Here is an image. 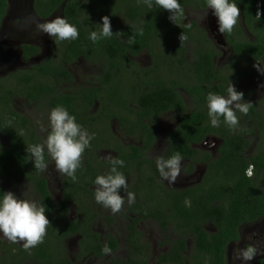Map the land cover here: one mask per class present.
<instances>
[{
	"label": "flooded vegetation",
	"instance_id": "flooded-vegetation-1",
	"mask_svg": "<svg viewBox=\"0 0 264 264\" xmlns=\"http://www.w3.org/2000/svg\"><path fill=\"white\" fill-rule=\"evenodd\" d=\"M6 1L5 15L0 20V33L10 19L15 3L17 8H14V12L18 10L19 13L22 7L24 9L22 17L17 16L19 34H24V24L32 16L43 23L55 19L58 12L43 17L35 11V0ZM68 1L70 0H65L61 7L64 8ZM79 1L84 7L81 12L82 21L86 17L102 26L101 18L104 16L99 14V9L107 0L95 4L98 6L93 4L94 0ZM263 1L258 0L256 11L258 8L263 10ZM178 2L184 9V15L179 17L175 24L168 19L169 12L157 7V10L163 13L162 16H158L157 31L151 32L153 40L137 54H133L125 40L128 27L136 26L135 22L119 2L121 8H118V15H106L111 20L113 33L124 34L120 38L113 35L119 45L112 49L116 54L114 57H111L108 51L86 53L84 48L69 49L68 45L72 40L61 41L47 34L44 35L45 49L42 47L41 50L29 41H24L19 46L17 65L25 68H20L23 70L22 73L14 74L13 82L9 83L7 80L4 86L6 91H3L0 100V116L4 120V127L0 130V135H3L0 152L9 148V130H13L26 142L21 151L25 153L28 163L25 165L27 167L21 168L19 179L1 177L0 184L4 190L5 182H25L30 186L34 200L43 203L37 178L45 181L48 193L55 204L52 209L47 208L45 213L50 221L45 237L51 239L48 242L49 249L46 251L49 253L55 251V264L59 263L57 259L59 248L56 246L66 248L65 253L71 264L103 260L94 258L93 254L80 256L82 234L87 231L98 235L100 242L104 244L108 237L114 238L118 244L115 253L121 247L126 253L124 259L114 257L118 262H129L132 254V258L140 263L159 264L161 256L165 255L170 247L165 244V240L175 237L168 231L169 226H163L152 218H145V215L160 211L153 199L156 201L162 199L166 203V208L165 191L184 190L200 183L207 164L218 161L223 156L221 150L225 142L231 145L234 140H239L240 143L232 145L233 150L241 152V155L249 160L264 146V73H261L264 72V48L261 47L263 52L257 51L258 56L254 57L244 50L236 53L232 47L233 39L241 43L257 41L256 35L245 25L242 5L237 4L241 11L237 22L240 27L230 32L232 39L227 32L221 34L218 27L212 24L213 20L217 19L207 7L206 0ZM230 2L235 3L234 0ZM26 7L32 11V16L26 15ZM61 13L59 17L65 18L63 11ZM146 19L153 20V17ZM205 19L213 27L206 26ZM117 20L122 22L120 29L117 28ZM187 28L190 30L189 33L185 30ZM181 33L187 37L186 40L180 41ZM261 34L264 43V33ZM25 45L37 47L39 52L25 53L23 49ZM125 49L128 51H124ZM254 65H257L261 72ZM110 69H113V78L104 80L107 70ZM230 81L237 91L244 93V100L252 103V112L249 110L248 114L244 115L237 111L239 125L235 129L225 125V138L213 133L202 140L197 141L196 138L193 140V135L188 130L180 129L184 119L188 120L195 114L204 113L210 122L207 94L224 89L225 93L220 95L226 96ZM12 87L14 89L11 90ZM163 87L171 88L177 95L180 101L178 107L170 106L166 111L147 116L145 107L138 103L139 97L153 90H161ZM13 91L22 94L20 98L31 106L20 108V111L24 109L20 115L16 113L18 111L10 109V95ZM56 106H64L76 117L78 124L90 134H94L90 146L83 153L82 166L76 172L78 178L76 182L56 171L55 163L46 151L48 169L46 172H39L34 168L26 151L28 146L40 143L36 137V129H41V126L48 128L50 110ZM28 113L37 117V123L39 122L37 126L32 123L34 120L29 118ZM42 132L47 135V131ZM28 133L30 136L27 141ZM185 148L190 151L187 157L184 153ZM177 151L183 157L180 174L185 179L170 183L160 176L155 159L157 156L168 158ZM108 155L124 161V166L118 170L124 174L128 185L126 190L120 191L125 203L123 210L116 214L95 201L96 177L110 173L111 165L104 159ZM90 182L93 183L90 185ZM87 188L91 192H88ZM127 192L135 194V202L131 205L127 201ZM90 219L92 223H88ZM115 224L120 226L121 232L123 231L122 242L113 233L112 227ZM71 225L76 226L77 233L62 235L71 231L69 229ZM103 227L107 230L102 229ZM260 231L261 229L257 232L259 236L264 235V226ZM86 241H93L92 234ZM262 242L264 244V240ZM72 243L75 245L73 251L70 245ZM233 244L236 243L231 245ZM18 247L24 248L23 242L18 243ZM262 251L264 252V249ZM109 256L112 255L106 257ZM61 261L67 262L65 257H61ZM260 261L264 262V254L259 255L254 263L260 264Z\"/></svg>",
	"mask_w": 264,
	"mask_h": 264
},
{
	"label": "trees",
	"instance_id": "trees-1",
	"mask_svg": "<svg viewBox=\"0 0 264 264\" xmlns=\"http://www.w3.org/2000/svg\"><path fill=\"white\" fill-rule=\"evenodd\" d=\"M64 1L35 0L34 8L36 13L43 17L58 10L63 11L67 21H71L70 24L74 25L79 32L78 38L69 43V49L84 48L86 53H105L108 51L111 53L110 56L114 57L116 54L112 49L119 47L117 40L113 38L114 36L93 43L89 39L90 33L92 31L99 32L100 25L86 17L82 21L81 12L84 7L81 1L70 0L62 8ZM186 1L190 2L191 0ZM234 1L236 4L242 5L245 25L251 33L256 35L257 41L237 42L233 39L232 33L227 32L228 36L233 39L232 47L236 53L244 50L257 57V51L261 52V47L264 48L263 35L261 34L264 33V16L259 20H256L255 17L258 0ZM118 2L121 7L127 9L128 15L135 22L136 26L128 27L125 40L126 42L129 38L134 40L133 43L127 42L130 45L128 48L132 50L133 54H137L153 40L150 34L153 30L157 31L156 22L158 16H162L163 13L157 10L158 6L149 9L143 3L138 4L137 0H107L99 9V14L102 16L118 15V8H121ZM153 5H155L154 0ZM6 8L7 1L0 0V20L5 15ZM150 16L153 17V20L146 19ZM185 30L190 32L189 28ZM239 32L241 33L242 30ZM120 46L123 47L122 43ZM23 49L25 53L37 54L39 52L37 47L30 45H25ZM99 49L105 51H98ZM124 51L128 50L125 49ZM123 54L126 57V54ZM112 78L113 69L107 70L104 80ZM216 93L220 95L225 92L224 89H221L216 90ZM138 103L145 107L146 115L149 116L163 110L166 111L170 106L178 107L180 101L171 88L163 87L161 90H153L149 94H143L139 97ZM64 104L67 106L66 103ZM250 112H252L251 108ZM1 118L0 116V130L4 127V120ZM23 125L26 124L23 123ZM225 125L223 117H221L220 125L213 127L207 116L204 113H199L188 120L184 119L180 129L188 130L193 135V140L196 138L198 141V139L202 140L208 134L213 133L220 134L225 138ZM9 139V148L0 152V178L19 179L21 168L27 167L25 165L28 163L25 153L21 151L26 142L21 140L20 136L13 130H9ZM238 141L234 140L231 145L229 142L224 143L221 150L223 156L218 161L207 164L206 172L200 183L184 190L165 191L167 193L166 208V203L162 199L160 201L153 199L160 211L152 215H145V218H152L163 226H169L168 231L175 237L165 240V244L170 247L167 253L161 256L159 264H227V249L232 243L241 240L240 228L264 219V146L259 148L249 160L241 155V152L233 150L232 145L235 146V144L240 143ZM184 153L185 157L189 156V149L185 148ZM250 164L255 166L252 177L246 175ZM38 178V189L43 198V203L46 208L52 209L55 204L48 193L45 181ZM92 183L90 182V185ZM87 191L91 192L88 188ZM3 193L4 190L0 184V199H2ZM88 223H92V219ZM69 229L71 231L62 235L68 236L77 233L75 225H71ZM91 234L93 241L87 242L86 240ZM82 236L83 240L79 247L80 256L93 254L94 258H104L115 252L118 246L114 238L108 237L106 244L111 249V253L105 254L102 251L105 244L100 242L98 235L87 231ZM49 241L51 239L45 237L44 242L39 244L37 248L29 250L13 246L8 247L9 249L0 248L4 251L0 255V264H21L22 262L24 264H55V251L51 253L46 251L49 249ZM56 248H59L57 251L58 262L71 264L67 258V253H65L66 248L57 246ZM61 257H65L68 261H61ZM132 257L131 254L129 262H118L112 258L110 264H147L145 262L140 263ZM260 264H264V262L260 261Z\"/></svg>",
	"mask_w": 264,
	"mask_h": 264
},
{
	"label": "clouds",
	"instance_id": "clouds-1",
	"mask_svg": "<svg viewBox=\"0 0 264 264\" xmlns=\"http://www.w3.org/2000/svg\"><path fill=\"white\" fill-rule=\"evenodd\" d=\"M207 7L212 11L218 22V31L223 34L232 32L238 22L241 11L236 3L230 0H206ZM149 9L153 7V0H137ZM155 5L170 13L168 19L175 24L176 20L184 15V9L178 0H154ZM264 16V10L258 8L255 14L256 19ZM102 26L100 31H92L89 39L96 43L103 38H110L113 35L122 37L121 32L112 31L111 20L108 16L101 18ZM37 29L50 37L58 40H75L79 36L78 29L70 24L66 18L57 16L55 19L37 23ZM142 34V31H141ZM180 41L187 37L181 33ZM128 43L134 40L129 38ZM261 72L257 65H254ZM264 73V72H261ZM244 93L237 91L230 81L227 87V95H219L213 92L207 94L208 116L211 125L218 127L220 118L230 128L235 129L239 125L237 111L247 115L253 106L251 102L244 100ZM48 128L41 126L42 131L47 135L42 143L33 144L27 147L28 158L33 162L34 168L39 172H46L48 164L45 160V151L55 163V169L62 175H66L73 182L77 181L76 172L82 166V157L85 150L90 146L94 134H90L76 122V117L71 115L64 106H56L50 110L48 116ZM39 123V122H38ZM110 163V173L99 175L94 183L95 201L103 207L116 214L122 210L125 203L124 197L120 195L121 189H127V179L118 168L124 166V161L108 155L104 158ZM183 157L179 151L172 156L165 158L157 156L155 164L162 179L174 183L181 172ZM254 165L250 164L246 175L252 177ZM129 205L135 202V194L127 192ZM47 211L43 203L35 200L18 198L13 192L8 191L2 194L0 199V233L12 243L23 242L25 250H29L43 243L50 221L45 215ZM102 251L110 254L111 249L107 244ZM256 249L248 246L241 250V259L250 261L254 258Z\"/></svg>",
	"mask_w": 264,
	"mask_h": 264
},
{
	"label": "rangeland",
	"instance_id": "rangeland-1",
	"mask_svg": "<svg viewBox=\"0 0 264 264\" xmlns=\"http://www.w3.org/2000/svg\"><path fill=\"white\" fill-rule=\"evenodd\" d=\"M100 2L101 0H94L93 4L94 5L100 4ZM95 6H98V5H95ZM14 8H17L16 3L14 4ZM14 8H13V12L11 14L10 19L7 21L5 25L4 30L0 33V100L3 97V91L4 90L6 91V87H4L6 81L9 80L7 81L9 83L13 82V79H14L13 75L22 73L23 70L20 68H25V66L17 65L20 44H22L24 41H29L30 43H34L35 45H37L41 50H42V47L43 49H45L46 47L45 42H44L45 33L39 31L36 27L37 23H40V21L37 20L34 16H32L33 14H32V11L29 9V7H26V15L32 16V17L28 21H26L24 24V27H25L24 34L18 33L20 30L17 28L18 26L17 16L22 17L23 15L22 12L24 9L22 7L18 13V10L14 12ZM61 12H62L61 10H58V12L55 14V18L57 16H61L62 15ZM205 24L209 28L212 26L211 23L207 22L206 19H205ZM212 24L216 25V28L218 27L217 20L214 19ZM121 26H122V22L117 20V28L120 29ZM239 27L240 25L236 24L234 27V30H236V28H239ZM141 65L143 64L141 63ZM10 89L12 90L14 88L12 87ZM10 96H11V103H10L11 108L10 109L14 112L18 111L19 113L16 112L17 114L20 115V113L24 110L23 109L20 111V108L31 107L30 105L28 106L24 102V99L20 98L23 96L22 94L19 95L16 91H13V94H11ZM28 116L30 119L34 120L32 123L35 126H37L38 125L37 117L34 116L33 114L30 115L29 113H28ZM47 122L49 124L48 119H47ZM36 133H37L36 137L38 138L39 142L42 143L46 135H44L42 130L38 128L36 129ZM27 136H28L27 138V141H28L29 136H30L29 133ZM2 140H3V135H0V144L2 143ZM180 175L181 177H178L175 182L182 181L183 179H185L183 178L182 174ZM3 185L5 187L4 188L5 192L11 191L18 198L34 200L30 192V186L26 184L25 182L16 183V182L10 181V182H5V184ZM262 226H264V220H261L257 222L256 224H246L241 228V231H240L241 241L239 243L231 245L229 249L227 250V263L228 264H255L254 262L257 260L258 256L264 254V252L262 251V249H264V244L262 242L264 240V235L259 236V234L257 233L260 229L262 231ZM112 228H113L114 235L117 237V239L121 240L122 242L123 241V231L121 232L120 226H117V224H115ZM102 229L107 230L106 227H103ZM21 242H18V243H21ZM18 243H12L8 241L6 238L3 237V234L0 233V248L5 247L6 249H9L8 247L10 246L18 247ZM70 245H71V250L73 251L75 248L74 247L75 245L73 243ZM248 246H253L256 249V252L252 260L245 261L241 259V250L245 249ZM2 253H4V251L0 250V255H2ZM111 255L112 256L103 258V260H97V261L92 260V262L90 263H83V264H108L110 260L114 257L120 258V259H124L126 257V253L124 252L123 247L119 248L116 251V253L114 252Z\"/></svg>",
	"mask_w": 264,
	"mask_h": 264
}]
</instances>
